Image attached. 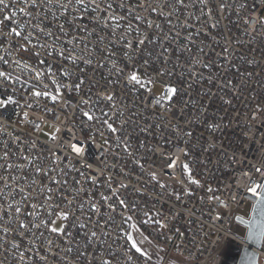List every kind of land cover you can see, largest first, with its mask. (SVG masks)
<instances>
[{
	"label": "built area",
	"instance_id": "built-area-1",
	"mask_svg": "<svg viewBox=\"0 0 264 264\" xmlns=\"http://www.w3.org/2000/svg\"><path fill=\"white\" fill-rule=\"evenodd\" d=\"M6 2L11 3V0ZM138 2L146 5L138 14L154 24H159L160 29L147 30L148 35L154 37L155 43L148 44L143 52H137L136 58L141 64L148 60V71L152 74L171 73V81L179 86L183 95L176 98L173 108L160 113L147 106V102L152 94L159 96L163 93V85L168 82L167 77H156L159 82L152 86V93H146L142 89L129 91L123 87V82L115 83L117 77L109 72L112 68L110 61H103L105 67L98 69L95 67V56L91 67L81 64L88 77L97 85L92 88L93 98H102L104 90L107 89L116 98L117 109L124 113L122 119L128 122L127 133L117 135L131 139L134 149L141 142L146 147L136 150L141 163L145 165L144 172H140L130 159L120 154L121 149L113 147L103 154L100 153L104 139H109L110 142L116 139V136L106 133L88 146L87 164L81 161L80 166L87 168L91 165L98 175L97 166L106 168L103 175L111 176L116 181L123 178L122 168L124 172L131 170L130 178L125 181L129 189L141 185H146V188L142 189L143 196L129 191L128 199L136 200L148 209L155 206V209L179 229V233L165 231L164 235H159L154 227H149L145 235L152 240V245L146 242L142 247L151 254V260L144 264H234L240 250L245 246V238L234 232L238 225L237 217L248 218L241 212L250 213L252 206L258 202L257 197L248 189L255 187L256 183H264V172H255V167L264 168V26L259 24L260 19L264 18V8L259 6L258 0H204V4L200 0H185L186 7L177 5V11L173 14L170 7H165L170 0ZM21 6L14 7L18 9ZM153 8L156 11L150 14L149 9ZM11 10L12 8L7 11ZM52 11L56 12L57 9ZM58 15L59 20H52L49 16V21H46L50 22L49 26L53 29L58 24L65 23L64 16L60 12ZM17 18H20L19 12ZM67 20L65 30L71 33L67 39L74 35L87 43L89 48L100 47L97 36H106V33L98 30L96 35L86 38L83 30L87 27L91 31V17L73 22L70 13ZM246 20L254 23L246 24ZM73 23L75 27H70ZM11 27L15 25L11 24L9 30ZM119 48L120 45H117L115 49L117 59L121 55ZM225 48L227 51H224ZM149 52L151 55H148ZM15 58L14 55L12 59ZM19 73V69L13 72L14 75ZM109 80L113 83H109ZM157 86L162 88L160 94L155 92ZM8 91L11 93V89ZM65 98L69 105L67 115L62 111L63 103L53 105L50 100H42L39 108L35 102L32 108L26 107L28 94L15 95L14 99L19 101L18 104L0 109V155H3L6 146L10 148L9 162L13 164V169L8 172L0 169V176L4 177L0 181V189L6 190V184H10L15 195L17 182L24 176L23 172L15 170L16 167L24 168L31 175L32 166L29 165V160L54 158L50 150H57L58 155L68 157L69 153L59 145L64 137L71 134L70 122L79 125V121L72 115V106L79 103L80 97L72 93ZM189 100L195 103H187ZM45 107L48 108L47 113L43 110ZM100 107L111 111L114 126L119 128L121 118L116 111L107 108L105 103H101ZM25 112L28 113L27 118L24 117ZM213 123L220 124L221 127L213 130L209 127ZM36 124L40 127H36ZM175 124L191 131L192 136L182 137L179 131L173 129L172 125ZM47 126H52L55 131L48 138H44L43 133ZM57 127L60 128L59 133L56 132ZM144 127H149V131L141 132L140 129ZM88 132V126L84 125L78 135L83 137ZM52 136H57L58 139L51 140ZM168 140L171 141L170 144L161 145V141ZM182 140H188V144H184ZM177 144L189 151L186 162L190 163L194 178L200 179L205 188L212 187L213 193L182 184V177L176 175V169L165 168L159 176L161 183L169 185L166 190H161L155 181L150 180L147 172L159 171L162 151L170 149L172 154L180 155ZM153 146H159L155 153L147 150ZM47 164L48 159H45L44 165ZM169 173H172L171 177ZM10 176H15L16 181L9 179ZM66 179L70 184L75 179L82 183L84 181L75 172ZM76 187L80 185L77 184ZM91 187L90 183H84L85 189ZM185 188H189L191 196L183 195ZM101 190H104L102 185L94 189ZM162 191L163 195H160ZM174 191H179L182 195L179 206L173 203V197L168 194ZM257 191L260 192V189ZM210 195L219 199H209ZM19 199L17 195L16 200ZM7 202L15 204L11 197L5 202V206ZM173 213H178L174 219ZM97 218L93 215V221ZM117 222L119 223V218ZM135 222L134 219L133 223ZM103 223L101 220L102 225ZM0 227L3 225L0 224ZM124 227L127 228V225ZM71 231L76 240H80V236L76 235L79 230L73 228ZM96 231L100 234L101 229L97 228ZM132 234L138 239L134 231ZM123 244L122 239L117 241L113 230L107 240L99 239L87 249V260L77 254V246L73 244V251L67 255L63 252L50 254L47 264H60L61 259L64 264H87L92 259L93 250L97 257L110 259L106 251L109 247L112 252L120 253L112 264H128L121 247ZM258 253L259 264H264V236ZM15 255L9 251L6 256L0 249V264H16ZM53 256L56 257L55 260L52 259Z\"/></svg>",
	"mask_w": 264,
	"mask_h": 264
},
{
	"label": "snow or ice",
	"instance_id": "snow-or-ice-1",
	"mask_svg": "<svg viewBox=\"0 0 264 264\" xmlns=\"http://www.w3.org/2000/svg\"><path fill=\"white\" fill-rule=\"evenodd\" d=\"M200 3L204 4V0H200ZM258 4L264 8V0H258ZM15 5L22 6L17 9ZM177 5L186 7L185 0H170L165 7H170L175 14ZM145 7L146 5L139 3L138 0L135 2L133 0H11V3L0 0V109L11 104H18L19 101L14 99L15 95L28 94L26 107L32 108L35 102L39 108L42 100H50L53 105L63 103L62 111L67 115L69 105L66 95L75 93L80 97L79 103L72 106V115L79 121V125L70 122L71 134L64 137L59 145L69 153L68 157L58 155L57 150H50L54 158L29 160V165L32 166L31 175L25 172L24 168L16 167L15 170L23 172L24 176L17 182L15 195L10 184H6V190L0 189V198H2L0 199V224L3 225L0 227V249L6 256L9 251L15 253L16 264H26V262L47 264L50 254L63 252L67 255L73 251V244L77 246V254L87 260V249L99 239L107 240L110 234H113V230L117 241L121 239L124 241L121 247L128 264H144L145 261L151 260V254L142 247L146 242L152 245V240L145 235L149 227H154L159 235H164L165 231L179 233V229L172 225L163 213L155 209V206L148 209L136 200L128 199L129 191L143 196L142 189L146 188V185H141L129 189L125 181L130 178L131 170L124 172L122 168L123 178L116 181L111 176L103 175L106 168L97 166L98 175L96 170H92L91 165L87 168L80 166L81 161L87 164L88 146L93 141H97L98 137H104L106 133L116 136V139L111 142L109 139H104L100 153L103 154L113 147L121 149L120 154L130 159L140 172H144L145 165L141 163L136 150L146 147L141 142L134 149L131 139H124L123 135H117L127 133L128 122L122 119L124 113L117 109L116 98L107 89L104 90L105 94L102 98L99 96L93 98L92 88L97 85L88 77L81 64L91 67L95 56V67L98 69L105 67L103 61H110L112 68L109 72L117 77L115 83L123 82V87L129 91L142 89L146 93H152V86L159 82L156 77H167L168 82L163 85V93L159 96L152 94L147 102V106L160 113L173 108L176 98L183 95L179 86L171 81V73L152 74L148 71L149 61L144 60L141 64L136 58L137 52H143L148 44L155 43L154 37L148 35L147 30L160 29L159 24H154L138 14ZM10 8L12 10L8 12ZM52 9L57 11L54 12ZM153 11L156 9H149L150 14ZM18 12L20 18H17ZM58 12L64 16L65 23L58 24L53 29L49 26L50 22L46 23V21H49V16L52 20H59ZM70 13L73 16V22L77 19L83 21L84 17H91V31L87 27L83 29L86 38L96 35L98 30L106 33V36H97V44L100 47L89 48L87 43L74 35L71 39H67L71 33L65 30V24L68 23L67 16ZM77 13L80 15L77 16ZM245 23L254 22L246 20ZM11 24L15 27L9 30ZM259 24L264 26V18L260 19ZM70 27H75V24L73 23ZM117 45H120L119 59L115 51ZM224 51H227V48ZM164 52H167L166 48ZM14 55L16 58L12 59ZM148 55H151V52ZM15 69H19L20 73L14 75ZM109 83L113 81L109 80ZM189 87H191L190 84ZM101 103H105L107 108L116 111L121 118L119 128L114 126L115 121L112 119L111 111L101 108ZM187 103L195 102L189 100ZM43 110L48 112L47 107ZM203 110L202 106L201 111ZM27 116L28 113L25 112L24 117L27 118ZM84 125L88 126L89 132L81 137L78 132ZM36 127L40 125L36 124ZM172 127L175 131H179L182 137L192 136L191 131L180 128L178 124ZM209 127L215 130L221 125L213 123ZM140 131L148 132L149 127L141 128ZM56 132H60L59 127L56 128ZM57 139V136L51 137V140ZM182 142L188 144V140H182ZM170 143V140L161 141V145ZM157 147L159 146H153L147 150L155 153ZM176 147L179 148L180 155L172 154L170 149L161 152L159 171L147 172L150 180L155 181L161 190H166L169 185L161 183L159 176L165 168L176 169V175L182 177V184L213 193L212 187L205 188L200 179L194 178L193 169L190 163L186 162L189 151L180 147L179 144ZM10 156V148L6 146L3 155H0V169L4 172L13 169V164L9 162ZM24 159L28 158L24 157ZM45 159H48L47 166L44 165ZM233 162H235V154ZM72 172L83 177V183L75 179L70 184L66 177ZM255 172H264V168L255 167ZM171 175L172 173H169L170 177ZM9 179L16 181L15 176H10ZM2 180L4 177L0 176V181ZM84 183H90L92 187L85 189ZM139 183L138 180L137 184ZM77 184L80 187H76ZM101 185L104 190L94 191ZM257 189H260V192ZM248 191L257 197L259 201L257 208L264 216V183H256L255 187L249 188ZM168 194L173 197V203L179 206L182 199L181 193L174 191ZM17 195L20 197L19 200H16ZM160 195H163V191ZM183 195L191 196L192 192L189 188H185ZM9 197L15 201V204L7 202L5 206ZM208 198L219 199L211 195ZM201 203H203V197H201ZM93 215L98 217L95 221H93ZM176 215L178 213H173V219ZM134 219L135 223H133ZM101 220L104 221L103 225ZM124 225H127V228ZM73 228L79 230L76 235L80 236V240H76L71 231ZM97 228L101 229L100 234L96 231ZM129 229L138 235V239ZM106 251L110 259L103 256L97 257L93 250L92 259L87 264H112V261L120 255L118 252H112L110 247ZM52 259L55 260L56 257L53 256ZM60 264H64L62 259Z\"/></svg>",
	"mask_w": 264,
	"mask_h": 264
},
{
	"label": "water",
	"instance_id": "water-1",
	"mask_svg": "<svg viewBox=\"0 0 264 264\" xmlns=\"http://www.w3.org/2000/svg\"><path fill=\"white\" fill-rule=\"evenodd\" d=\"M252 206L250 216L237 217V222L247 229L245 246L240 250L234 264H259V253L264 236V216L259 212L257 205Z\"/></svg>",
	"mask_w": 264,
	"mask_h": 264
},
{
	"label": "rangeland",
	"instance_id": "rangeland-1",
	"mask_svg": "<svg viewBox=\"0 0 264 264\" xmlns=\"http://www.w3.org/2000/svg\"><path fill=\"white\" fill-rule=\"evenodd\" d=\"M155 92L157 94H160L162 92V88L160 86H157L155 89ZM55 129L52 126H47L44 133H43V137L44 138H48L52 133H54ZM242 215H244L245 217H249L250 213L249 211H242L241 212ZM234 232L239 235L240 237L245 238L246 233H247V229L238 223V225L234 228Z\"/></svg>",
	"mask_w": 264,
	"mask_h": 264
}]
</instances>
